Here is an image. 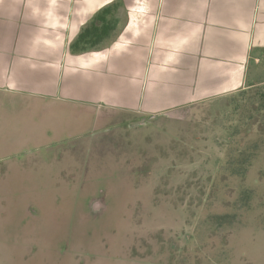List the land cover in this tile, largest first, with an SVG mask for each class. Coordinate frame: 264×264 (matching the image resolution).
<instances>
[{
	"label": "rangeland",
	"instance_id": "obj_1",
	"mask_svg": "<svg viewBox=\"0 0 264 264\" xmlns=\"http://www.w3.org/2000/svg\"><path fill=\"white\" fill-rule=\"evenodd\" d=\"M259 66L221 99L97 124L5 97L0 264H264Z\"/></svg>",
	"mask_w": 264,
	"mask_h": 264
},
{
	"label": "crops",
	"instance_id": "obj_2",
	"mask_svg": "<svg viewBox=\"0 0 264 264\" xmlns=\"http://www.w3.org/2000/svg\"><path fill=\"white\" fill-rule=\"evenodd\" d=\"M108 6L111 35L73 50ZM261 59L264 0H0V136L13 126L5 97L96 124L115 110L174 114L260 84Z\"/></svg>",
	"mask_w": 264,
	"mask_h": 264
},
{
	"label": "trees",
	"instance_id": "obj_3",
	"mask_svg": "<svg viewBox=\"0 0 264 264\" xmlns=\"http://www.w3.org/2000/svg\"><path fill=\"white\" fill-rule=\"evenodd\" d=\"M117 6H108L101 11L87 26L84 27L75 43L73 50H83L87 47H97L106 37L111 35L115 27L107 19Z\"/></svg>",
	"mask_w": 264,
	"mask_h": 264
}]
</instances>
